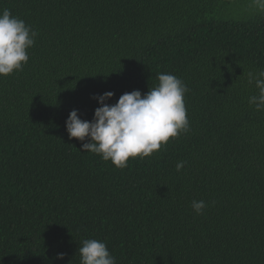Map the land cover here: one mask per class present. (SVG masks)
<instances>
[{
    "label": "trees",
    "instance_id": "16d2710c",
    "mask_svg": "<svg viewBox=\"0 0 264 264\" xmlns=\"http://www.w3.org/2000/svg\"><path fill=\"white\" fill-rule=\"evenodd\" d=\"M5 8L38 35L23 69L0 77V264H80L85 239L116 264H264V110L247 83L264 70V11L252 0ZM160 73L188 88L186 133L124 169L80 152L72 110L91 121L92 97L146 94Z\"/></svg>",
    "mask_w": 264,
    "mask_h": 264
},
{
    "label": "clouds",
    "instance_id": "9594fccd",
    "mask_svg": "<svg viewBox=\"0 0 264 264\" xmlns=\"http://www.w3.org/2000/svg\"><path fill=\"white\" fill-rule=\"evenodd\" d=\"M264 11V0H252ZM38 33L24 20L15 17L5 8L0 11V77L21 71L29 60L28 49ZM247 83L254 85L257 95L248 99L255 110H264V70L250 71ZM158 84L146 94L139 90L122 94L115 104L107 103L114 95L105 92L92 97L99 105L91 121L82 120L77 110H72L65 122L69 139L81 142L80 152H91L102 160L110 161L118 169L128 166L130 158H145L189 130L184 82L170 73H160ZM87 140V142H85ZM184 162L176 164L180 171ZM193 211L199 215L206 207L203 200L192 201ZM80 264H116L106 243L96 239L83 240L79 248ZM58 254L56 259L62 260Z\"/></svg>",
    "mask_w": 264,
    "mask_h": 264
}]
</instances>
